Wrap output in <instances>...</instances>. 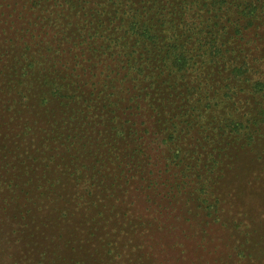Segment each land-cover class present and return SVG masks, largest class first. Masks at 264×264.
I'll return each instance as SVG.
<instances>
[{
  "label": "rangeland",
  "instance_id": "rangeland-1",
  "mask_svg": "<svg viewBox=\"0 0 264 264\" xmlns=\"http://www.w3.org/2000/svg\"><path fill=\"white\" fill-rule=\"evenodd\" d=\"M57 1L64 2L65 5L58 9L53 0H0V52L3 48H8L15 53L26 46L22 45L23 43L31 45L33 42L37 45L35 50L34 45H31L32 52L35 51L34 55L46 63L75 56L93 58L95 63L85 65L84 71L80 66L74 81L80 78L84 80L90 76L88 71L93 70V74L97 75L96 91L90 97V103L99 108L105 99L114 95L112 100L115 110L112 114L99 111V116L87 117L81 123L99 124L100 128L96 127L97 132L104 135L113 126L136 123L139 132L141 131L138 134L139 143L144 147L146 154L143 159L128 165L123 153L125 147L116 142H104L106 144L103 145L101 153L106 164L103 168L110 170L118 167L117 173L120 172L122 181L127 183L126 191L130 197L129 201L133 203H127L124 207L108 204L107 208L111 206L110 215L106 213L102 218L96 219L94 224L88 222L94 217L90 213L91 210L82 212L79 209L66 208L59 213L63 218L59 219L61 227L56 229V226H53L49 234H43L38 229L42 227L41 224L51 223L52 211L49 207L22 215L11 211L9 206L3 211L5 213L1 208L0 221H5L7 226L0 232V264H43L51 255L54 258L65 257L69 261L65 264H73L77 260L79 264H89L82 259L80 251L75 252L76 255L69 252V246L66 247L67 232L74 234L71 238L79 240L77 242L80 244V250L95 256L91 264H264V125L259 127L256 136L258 145L250 154L248 148L237 151L238 144L229 148L228 154H221L220 159L223 165L227 166L224 172L229 173L230 177L224 179L219 176L216 181L217 176L210 175L205 168L198 169L205 187L210 190L209 193L212 192L213 199H219L214 205L216 211L207 209V204L195 199L193 188L185 178L183 183L177 182L183 186L178 194L179 201H170L173 193L168 192V189L173 187V182L165 171L166 162L171 163L172 160L170 142L159 127L153 129L155 119L163 121L166 116L172 117V112L177 113L178 108L186 105L184 99L187 101V108L196 107L203 115V119L199 121L200 125L210 122L209 113L212 111L219 115L220 122L224 113L231 107L222 96L224 91L221 88L226 84L239 92L238 96H242L238 106L231 107L236 113V120L246 122L242 119L245 118L252 122V116L257 117V100L251 98L246 102V97L243 96L251 81L252 89L256 87L254 83H264V13L256 15V20L252 21L251 25L249 17L240 14L242 8L239 1L226 0L230 4V16L223 18L220 15L221 22L228 27L225 36L219 40L221 49L226 52L225 57H229L226 62L239 63L241 57L246 55L253 73L247 72L242 77L249 78V84L235 80L232 75L228 76L231 68L223 71V74L219 73L223 65L218 61L208 62L209 58L202 54V50L210 46V34L213 35L217 27L208 19L209 14L204 13L206 8L204 12L198 13L199 21L212 33L202 37L200 48L192 41H189L188 46L190 51L196 54V59L203 61L205 74L200 79L209 89H204V93H194L190 98L184 91L171 86V78H158L153 90L152 84L145 83L146 78L137 76V67L133 63L124 64L117 59L116 50L98 49L92 39L88 40L87 34H83V31L87 30V26L83 28L84 14H74L70 10L77 0ZM90 1L86 8L95 7L96 3H105L110 13V4L105 2L106 0ZM93 10L86 13L90 16L88 20H94ZM31 14L39 24L31 25L28 19ZM108 25V34L125 38L123 32H127V28L122 29L117 19H111L109 24H106ZM113 28L116 29L112 32ZM193 30L192 28L191 31H186L185 36L192 35ZM64 31L66 38L49 41L48 52L43 47L48 36H61ZM127 38L130 39L129 36ZM67 39H74L72 44L75 46L68 45ZM12 72L11 68L0 74V89L6 91V85L12 79ZM162 81H168V84H160ZM205 92L207 94L204 100ZM211 97L214 99L211 100ZM152 99L155 112L151 107ZM11 106L10 101L0 97V112H6ZM207 107L212 109L207 110ZM52 108L56 107L52 105ZM109 119L114 123H109ZM15 120L18 121V118H14L12 122L15 123ZM76 124L77 121L67 120V116L62 115L59 110L48 131H31L17 140L13 137L0 139V167L14 160L20 169L19 174L23 182L39 176L50 177L49 180L53 184H61L62 187L68 184L81 186L73 182L76 178L72 173L77 171L78 166H65L57 160L62 155H67L65 151L71 150L70 153H85L96 163L97 148L100 144L90 137H94L91 128L81 135H74ZM193 130L192 136L185 137L179 143L184 158L192 163L196 160L197 151L203 152L205 159L211 156L210 149L222 147L226 139V132L220 131L221 140H215L216 145L206 146L204 138L206 134H210V130L205 133L198 127ZM251 130L254 131V128L251 127ZM2 132L0 126V136ZM90 133L92 135H89ZM8 141L11 142L10 151L13 154H1L5 152L1 150V146ZM72 141L74 142L71 143ZM59 146L62 147L58 148ZM199 147H206V150L201 151ZM168 148L169 152L166 151ZM137 154L133 156L137 157ZM51 156H56V159L50 158ZM200 165L202 164L198 163L196 167ZM184 182H188V185ZM214 183H221L224 189L215 187ZM2 201L3 195L0 192V207ZM142 221L145 223L143 234V227L140 226ZM71 224L73 225L69 226ZM82 224H87L88 228L72 231L73 226ZM120 226L123 227L119 231ZM18 247L24 253L18 251ZM29 251H33L32 254L28 253Z\"/></svg>",
  "mask_w": 264,
  "mask_h": 264
},
{
  "label": "trees",
  "instance_id": "trees-1",
  "mask_svg": "<svg viewBox=\"0 0 264 264\" xmlns=\"http://www.w3.org/2000/svg\"><path fill=\"white\" fill-rule=\"evenodd\" d=\"M232 1H239L242 8L240 14L249 17V24L251 25L253 24L252 21L256 20V15L264 13V0ZM88 2L89 0H77L76 4L70 7L74 14H84L83 28L87 26V30L83 31V34L86 33L88 40L92 39L98 49L112 48L117 51V59L127 65L133 63L137 67V76L146 78L145 83L152 84L153 90L158 81L157 79L160 77L171 78V86L184 91L187 97L202 91L204 93V89H209V86L207 87L204 81L200 79L205 74L204 67H202L203 61L196 59V54H193L188 46L189 41H192L197 48H200L202 37L212 33L206 29V26H203L202 21H199L200 15L198 13L202 12L204 8L206 10L203 12L209 14L208 19L211 20L214 27H217V30L213 35L210 34L211 44L202 50V54L209 58L208 62L218 61L223 65L219 73L222 72L223 74V71L225 72L231 68L232 70L228 73V76L232 75L235 80L243 81L245 84L250 83L249 78L242 77L247 72L253 73V69L248 62L249 58L245 55L241 57L242 60L239 63L226 62L229 57H225L226 52L221 49L222 46L219 43L228 28L224 22H221L220 15L223 18L230 16V4L226 0H106L105 2L110 4V13L105 3H96L95 7L86 8ZM53 3L58 9L65 5L64 2L57 0H53ZM223 5H225V8H223ZM94 8L96 10H93ZM90 10H93L92 13L95 16L93 21L88 20L90 16L86 14ZM28 19L31 25L38 23L32 14L28 15ZM111 19H117L122 29L127 28V32L125 30L123 32L125 38H117L108 34L110 26H106V24H109ZM192 28L194 29L192 35L185 36L186 31H191ZM115 29L113 28L112 32ZM65 31L61 33V36L57 34L49 35L43 47L50 52L48 48L49 41L60 37L66 38ZM74 39L72 41L67 39L68 45L75 46V44H72ZM22 45L26 46L15 53L8 48H3L0 52V74L4 73L6 69L12 68L13 71L12 79L6 85V91L0 89V97H4L5 101H10L12 104L6 112L4 110L0 112V126L3 129L0 139L13 137L17 140L21 136L25 137L31 131H48L56 113L61 110L62 115L67 116V120L77 121L73 131V133L76 132L74 135H81L86 130L93 129L94 137H90L100 145L97 148L96 163H93V159H89L85 153H70L71 150L65 151L64 153L67 155H62L57 160L65 166H78L77 171L72 173L73 177L76 178L73 182L81 186L68 184L62 187L61 184H53L49 180L50 177L40 178L39 176L29 178L23 182L16 162L14 160L8 161L5 166L0 167V192L3 195L0 210L2 208L3 212L9 206L11 211L19 212L22 215L32 210L49 207L52 211V215H50V218H52L51 223L41 224L42 227L38 229L40 233L49 234L52 231L50 230L51 227L56 226V229L61 227L59 219L63 218L60 217L61 214L59 215V213L66 208L79 209L82 212L91 210L90 213L94 217L88 222L94 224L96 219L102 218L106 213L110 215L111 206L107 208L108 204H118V206L124 207L127 203H133L131 200L129 201L130 197L126 191L127 183L122 181L121 173H117L118 167L110 170L103 168L106 161L101 150L103 145L106 144L104 142H107V144L116 142L118 145L125 147L123 153L128 165L133 164V161L136 163L143 159L146 153L142 144L139 143L138 134L141 131L139 132L137 124L116 125L106 131V135H104L97 132L96 127L100 128L99 124L86 125L81 123L87 117L99 116V111H107L108 114H112L115 110L112 100L115 98L113 94L112 97L109 96L108 99H105L99 108H95L96 105L90 103V97L96 91L95 79L97 75L93 74V70L88 71L90 76L84 78V80L80 78L76 82L74 81L76 78L75 73H77L76 71L80 66L81 70L84 71V68L86 69L85 65H90V62L91 64L95 63L93 58H75V56L67 60L46 63L34 55L35 51L32 52L31 45H34L35 50L37 44L32 42L31 45L28 43ZM9 55L10 57H8ZM195 79H197L196 82ZM160 84H168V81H162ZM252 85L251 81L246 86L245 95L243 96L246 97V102L250 101L251 98L257 100V117L254 118L253 115L252 122H250V119L245 118L242 119L246 122L236 120V113L231 110V107L238 106L242 96H238L239 92L230 88L229 84L223 86L221 90L224 91L223 98L230 103L231 107L224 113V118L220 122H218L219 115L217 116L212 111L209 113L210 122L200 125L199 121L203 119V115L199 113L196 107L187 108L185 99L183 100L186 104L183 105L185 108H178L177 113L172 112V114L174 113L172 117L166 116L163 121L155 119L153 129L159 127L166 140L170 142L172 151L171 163H168V161L165 164L167 177L173 182V187L168 189V192L173 193L171 202L179 201L178 194L183 186H180L181 184H177V182L181 181L183 183V178H185L189 180V184L193 188L192 193H195V199L207 204V209L216 211L214 205L219 202V199L217 197L213 199V194L212 192L209 193L210 190L205 187L198 169L204 170L205 168L207 173L217 176L216 181L220 178L219 176L226 179L231 175L224 172L227 166L223 165L220 159L221 154H228L229 148L237 144L239 145L237 151L248 148L250 154L254 147L258 145L256 136L260 125H264V83H254L256 87L253 89ZM206 94L207 92L203 96L204 100ZM213 99L211 97V100ZM52 105L56 108H52ZM151 107L153 108L152 111L155 112L153 99L151 100ZM211 109L207 107V110ZM14 118H18L15 123L12 122ZM108 121L114 123L112 119ZM188 126L189 128H186ZM196 127L201 128L202 133L210 130V134H206L204 138V145L206 146L209 144L216 145V141L221 140L219 138L220 131L226 132V139L222 147L210 149L211 156L205 159H203L205 154L197 151L195 153L196 160L192 163L191 160L184 158L183 149L180 148L179 143L185 137L192 136L193 129ZM251 127L254 128V131L251 130ZM59 137L61 136L59 135ZM10 147L11 142H5L1 146V150L5 152H1V154H13ZM60 147L62 146L58 148ZM170 148L166 151L169 152ZM199 149L205 151L206 147H199ZM135 153H138L137 157L133 156ZM258 157L261 158V155ZM50 158L56 159V156ZM198 163L202 165L196 167ZM184 183L188 185V182ZM215 187L224 189V185H221V183L216 184ZM144 225L145 223L142 221L140 224L143 227L141 229L142 234L145 231ZM6 226L5 221H0V232ZM122 227L120 226L118 230L120 231ZM77 228L85 230L88 225L73 226L72 231H76ZM73 235L71 232L65 234L67 238L66 247L69 246V252L76 255L75 252L80 251L85 262H89V264L94 262L95 256L87 251L80 250V244L77 242L79 240L71 238ZM18 251L24 253L20 247H18ZM32 252L29 251L28 253L32 254ZM61 263L65 264L69 261L65 257L54 258L51 255L43 262V264ZM73 264H79V260L73 262Z\"/></svg>",
  "mask_w": 264,
  "mask_h": 264
}]
</instances>
